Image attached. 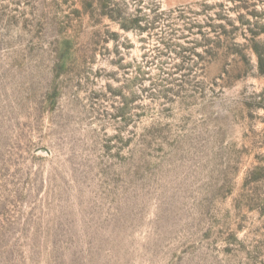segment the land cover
I'll list each match as a JSON object with an SVG mask.
<instances>
[{
  "label": "rangeland",
  "instance_id": "rangeland-1",
  "mask_svg": "<svg viewBox=\"0 0 264 264\" xmlns=\"http://www.w3.org/2000/svg\"><path fill=\"white\" fill-rule=\"evenodd\" d=\"M259 60L264 0H0V264H264Z\"/></svg>",
  "mask_w": 264,
  "mask_h": 264
},
{
  "label": "trees",
  "instance_id": "trees-1",
  "mask_svg": "<svg viewBox=\"0 0 264 264\" xmlns=\"http://www.w3.org/2000/svg\"><path fill=\"white\" fill-rule=\"evenodd\" d=\"M121 26H122V28H123L124 30L128 29L127 27H125V26H123V25H121ZM258 67H259V71H260V73L264 74V70H263V67H262V61H261V60H259Z\"/></svg>",
  "mask_w": 264,
  "mask_h": 264
}]
</instances>
